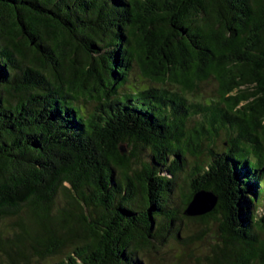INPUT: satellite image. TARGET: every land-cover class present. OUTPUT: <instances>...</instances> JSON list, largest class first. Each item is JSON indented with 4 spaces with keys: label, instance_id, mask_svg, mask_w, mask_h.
<instances>
[{
    "label": "trees",
    "instance_id": "1",
    "mask_svg": "<svg viewBox=\"0 0 264 264\" xmlns=\"http://www.w3.org/2000/svg\"><path fill=\"white\" fill-rule=\"evenodd\" d=\"M170 241L264 264V0H0V264Z\"/></svg>",
    "mask_w": 264,
    "mask_h": 264
},
{
    "label": "rangeland",
    "instance_id": "2",
    "mask_svg": "<svg viewBox=\"0 0 264 264\" xmlns=\"http://www.w3.org/2000/svg\"><path fill=\"white\" fill-rule=\"evenodd\" d=\"M214 89V85L212 83H207L202 86V92L206 94L212 93ZM87 105V104H86ZM224 136V135H222ZM223 148V143L220 140V142L217 143V149L221 150ZM192 160L193 158L190 157ZM180 182L184 184L183 179H180ZM188 192V188L186 190ZM29 210L26 209L22 215H26V212ZM15 223V218H11L10 220H7V225ZM10 228L7 227L6 230ZM208 244L206 243V246ZM204 245H190L189 247H186L182 244L176 243L174 241L167 242L162 248H160L159 252L153 253V263L154 264H202L204 260L201 262L199 261V258H204L207 253V247Z\"/></svg>",
    "mask_w": 264,
    "mask_h": 264
},
{
    "label": "water",
    "instance_id": "3",
    "mask_svg": "<svg viewBox=\"0 0 264 264\" xmlns=\"http://www.w3.org/2000/svg\"><path fill=\"white\" fill-rule=\"evenodd\" d=\"M218 202V197L212 191H197L185 213L189 216H200L214 210Z\"/></svg>",
    "mask_w": 264,
    "mask_h": 264
}]
</instances>
